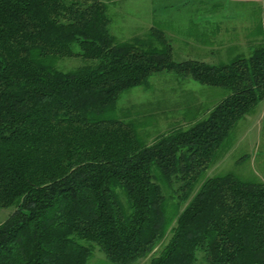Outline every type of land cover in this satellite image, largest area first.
Here are the masks:
<instances>
[{
    "label": "trees",
    "instance_id": "16d2710c",
    "mask_svg": "<svg viewBox=\"0 0 264 264\" xmlns=\"http://www.w3.org/2000/svg\"><path fill=\"white\" fill-rule=\"evenodd\" d=\"M107 1L0 0V264H264V182L204 179L264 102V25L249 55L177 62L157 26L119 41ZM166 72L228 94L144 142L110 114Z\"/></svg>",
    "mask_w": 264,
    "mask_h": 264
},
{
    "label": "rangeland",
    "instance_id": "374dc122",
    "mask_svg": "<svg viewBox=\"0 0 264 264\" xmlns=\"http://www.w3.org/2000/svg\"><path fill=\"white\" fill-rule=\"evenodd\" d=\"M107 4L112 21L111 31L119 41L143 37L153 26H157L171 42L177 62L202 60L217 64L220 58L213 53L219 52L215 48L221 42L225 48L229 47L227 43L240 37L250 43L249 38L261 37L263 32L264 0L259 3L233 0H112L110 4L108 0ZM255 24L258 34L246 35L249 27ZM197 36H200L199 39ZM202 37L210 38L212 43L201 45ZM249 46H244L242 52H231L233 57L249 55ZM223 53L227 54V51ZM227 59L223 58V61ZM62 64L66 69H74L83 62L67 59L59 66L62 67ZM180 79L176 73L154 75L148 89L140 87L124 93L117 103V110L111 111L110 117L134 120L142 140L152 142L157 135L170 128L186 127L196 117L205 116L214 104L228 94L224 89L203 86L190 78ZM229 174L246 183L264 182V102L237 123L204 179ZM13 212V208H0V224ZM89 264L110 263L97 251ZM137 264H149V259Z\"/></svg>",
    "mask_w": 264,
    "mask_h": 264
},
{
    "label": "crops",
    "instance_id": "0c3cea01",
    "mask_svg": "<svg viewBox=\"0 0 264 264\" xmlns=\"http://www.w3.org/2000/svg\"><path fill=\"white\" fill-rule=\"evenodd\" d=\"M233 1H235V2H239V3H259V2H261V1H263V0H233ZM256 29H257V24H255L253 27L251 26V27H249V31H246V32H248V33H246V35L248 34V35H250V37L255 33V34H257L258 32L256 31ZM253 30V31H252ZM255 31V32H254ZM205 35V34H204ZM240 35L242 36V34L240 33ZM198 37V39H199V37L200 36H197ZM209 38V37H208ZM198 39H197V41H198ZM201 39V45H204V44H206V43H212V40L209 38V40L208 39H206V37H202V38H200ZM250 39V43L252 42L251 41V38H249ZM255 41H256V36H255V39H254ZM214 41H216V42H218V40H214ZM248 41H247V39L246 38H243V37H240L239 39H236V40H234L232 43L231 42H229V43H227L228 45H229V47L228 48H225V47H222L221 46V44L223 43V42H221L220 43V45H219V47H217V48H215L214 50L215 51H219L218 53H213V54H215L216 55V57L217 58H220V59H222V58H227L229 55H232V53L231 52H241L243 49H244V46H247V45H249L250 43H247ZM231 43V44H230ZM235 50H237V51H235ZM213 51V50H212ZM225 51H227V54L226 53H223V52H225ZM220 54V55H219ZM222 55H224V56H222ZM221 56V57H220Z\"/></svg>",
    "mask_w": 264,
    "mask_h": 264
}]
</instances>
